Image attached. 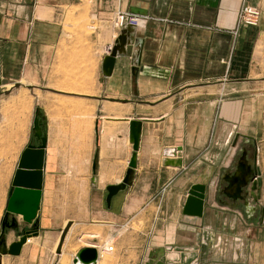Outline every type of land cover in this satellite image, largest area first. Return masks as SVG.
Returning a JSON list of instances; mask_svg holds the SVG:
<instances>
[{
	"label": "crops",
	"instance_id": "obj_1",
	"mask_svg": "<svg viewBox=\"0 0 264 264\" xmlns=\"http://www.w3.org/2000/svg\"><path fill=\"white\" fill-rule=\"evenodd\" d=\"M243 5L259 8L257 26L239 22ZM119 13L133 16L142 44L105 76ZM0 75V113L21 114L24 128L6 210L21 155L39 144L37 114L46 138L38 235L0 264H73L102 248L101 264L110 240L121 264H166L172 253L176 264H264L262 196L260 220L216 197L248 144L264 191V0H0ZM135 155L131 185L108 203ZM197 184L207 187L202 217L184 214ZM18 236L9 231L8 248Z\"/></svg>",
	"mask_w": 264,
	"mask_h": 264
},
{
	"label": "water",
	"instance_id": "obj_2",
	"mask_svg": "<svg viewBox=\"0 0 264 264\" xmlns=\"http://www.w3.org/2000/svg\"><path fill=\"white\" fill-rule=\"evenodd\" d=\"M137 27L131 24H126L121 30L118 38L116 39L110 55L104 58L103 61V74L110 76L112 74L114 64L117 56L135 57V48L141 47L142 41L136 37ZM139 59L137 58V65L135 71L139 66ZM2 85L0 75V86ZM34 136L37 139L38 145L30 143L21 155L18 163L17 170L12 180V186L9 190L8 204L5 217L2 221V232L0 235V254L1 255H19L22 246L31 237L38 235V220L37 214L40 207L42 197V169L44 165L46 147V138L42 131V116L37 114L33 122ZM141 134V123L132 122V142L134 149L137 151ZM181 156L182 149H171L167 152V156ZM136 155L133 157L126 177L121 185L111 186L108 188L107 202L110 203L113 196L125 191L131 185V176L133 169L136 167ZM242 165L238 167L236 172V183L230 184V189L237 194L247 190L252 185L251 190L255 191L262 187V181L259 180V171L250 165L245 157H242ZM238 181H240L238 183ZM207 187L204 185H194L187 193L186 202L184 205V214L188 216L202 217L204 205L206 200ZM17 215H22L24 222L31 225L28 229L20 230L19 223L16 219ZM70 224L65 228L61 244L63 243ZM9 231L18 233L19 240L7 247V235ZM169 252L172 251L171 247H167ZM60 253V250H58ZM177 254L172 253L168 257L166 264H176L172 259L176 258ZM99 253L96 248H84L80 250L74 260L73 264H98Z\"/></svg>",
	"mask_w": 264,
	"mask_h": 264
},
{
	"label": "rangeland",
	"instance_id": "obj_3",
	"mask_svg": "<svg viewBox=\"0 0 264 264\" xmlns=\"http://www.w3.org/2000/svg\"><path fill=\"white\" fill-rule=\"evenodd\" d=\"M88 33H92V28L96 27L95 23L88 18L87 21ZM11 88V87H8ZM0 98V104L3 103V108L9 106ZM11 106V104H10ZM12 108V107H10ZM21 114H1L0 113V235L2 232V221L6 210V195L8 187L12 179V174L15 168V159L17 148L15 140L18 139L19 131L24 128L20 125ZM263 152V151H262ZM264 156V153H263ZM264 158V157H263ZM12 186V184H11ZM262 201L264 202V191H262ZM136 232H139L140 227L134 225ZM120 259L115 254H104L101 264H121Z\"/></svg>",
	"mask_w": 264,
	"mask_h": 264
},
{
	"label": "flooded vegetation",
	"instance_id": "obj_4",
	"mask_svg": "<svg viewBox=\"0 0 264 264\" xmlns=\"http://www.w3.org/2000/svg\"><path fill=\"white\" fill-rule=\"evenodd\" d=\"M244 154L248 163L254 166L255 169L256 150L249 144L242 146L241 152L238 154L235 162L232 163V165L228 169L224 170V172L221 174L217 185L216 197L222 203L241 209L249 218L251 214L258 213L257 219L260 220L263 213V206L259 204L260 198L262 196V187L252 191L251 185L247 190V193L243 191L240 195L229 188L231 183L232 185L236 183L234 175L238 171V167L243 163L242 157ZM259 180L261 179L259 178L258 181ZM239 182L240 181H238V183ZM253 210L254 212L252 213Z\"/></svg>",
	"mask_w": 264,
	"mask_h": 264
},
{
	"label": "built area",
	"instance_id": "obj_5",
	"mask_svg": "<svg viewBox=\"0 0 264 264\" xmlns=\"http://www.w3.org/2000/svg\"><path fill=\"white\" fill-rule=\"evenodd\" d=\"M261 17V12L259 8L252 6V5H243L239 11V22L243 25L248 26H257ZM139 18L136 19V21ZM133 20V16L125 13H119L114 19V25L117 28L125 27L126 24H130ZM141 23V21H140ZM112 47L108 48V51L111 52ZM98 253H101L103 250L102 248H96ZM106 252L111 253L114 251L113 242L110 240L106 243Z\"/></svg>",
	"mask_w": 264,
	"mask_h": 264
}]
</instances>
